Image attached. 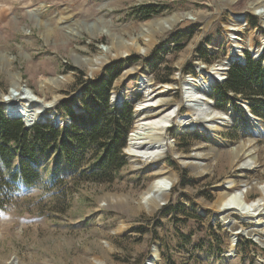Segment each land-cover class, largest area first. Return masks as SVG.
<instances>
[{"label":"rangeland","instance_id":"obj_1","mask_svg":"<svg viewBox=\"0 0 264 264\" xmlns=\"http://www.w3.org/2000/svg\"><path fill=\"white\" fill-rule=\"evenodd\" d=\"M250 1L0 0V93L8 94L19 74L21 83L44 101L56 98L55 107L49 111L67 123L60 124L52 117L47 123L63 133L73 121L69 122L68 115L59 109L60 101L76 98L71 106L81 113L79 100L84 81L97 78L108 64L123 59V71L115 79L111 94L124 91V100L117 104L110 98V104L118 109L125 105L132 109L123 147L127 162L118 169L101 166L98 145L94 143L85 147L71 144L73 162L54 148L39 152L37 160L17 157V164L10 170L3 167L6 180H0V264H10L15 257L19 264H95L97 257L108 264H144L155 242L160 247L159 264H264V246L247 237L238 241L237 256H228V232L222 223H214L217 211L213 205L220 196L218 185L230 176L236 178L237 184L242 182L241 177L264 180L263 171L243 173L232 164L236 158L232 150L257 136L239 103L248 101L252 112V100L239 94L220 106L214 92L220 83L214 86L211 98L216 107L232 111L235 116L232 125L220 132L228 141L224 146L214 148L209 137L198 131L179 134L174 126L169 127L179 153L194 156L203 151L215 159L201 177L194 163L183 164L170 149L160 162L175 172L178 181L168 199L153 213L140 202L156 172L151 164L140 162L134 166L127 151L137 121L136 108L144 98L138 88L143 72L148 71L159 84H179L176 76L180 73L198 75L196 52L210 66L224 60L227 45L224 41L214 44V40L216 35L226 36L224 30L230 18L248 13L251 24H260L257 13L251 12ZM137 5H155L160 11L148 18L136 16L131 9ZM176 14L181 19L172 27L150 33L152 44L148 46L143 26ZM250 29L243 32L245 37ZM254 38L260 47L257 38L263 39V34ZM133 39L148 50L132 49L126 56L106 62L94 74L77 63L76 55L95 59L103 47L111 46L116 52L119 42ZM59 76L65 79L58 81ZM229 95L233 96V92ZM181 97L178 89L173 101ZM256 116L264 121V108L263 116ZM79 127L89 130L91 125L79 123ZM259 132V161L264 163V129ZM19 162L29 167L31 182L10 176ZM32 169L39 172L38 176ZM259 195L256 189L249 193L252 199ZM122 197L127 202L117 204ZM122 221L128 227L121 231Z\"/></svg>","mask_w":264,"mask_h":264},{"label":"bare ground","instance_id":"obj_2","mask_svg":"<svg viewBox=\"0 0 264 264\" xmlns=\"http://www.w3.org/2000/svg\"><path fill=\"white\" fill-rule=\"evenodd\" d=\"M250 7L251 12L262 16L261 22L264 24V0H251ZM180 19L181 16L176 14L168 18L156 19L153 23L143 26V31L148 34L147 45L152 44L151 32L170 28ZM247 20L246 13L230 18L225 29L227 37L216 35L214 40L216 42L214 44L221 41L226 43L227 57L211 66L208 65L209 69L202 61H198L195 65L198 75L180 73L176 76L180 81L179 84H159L148 71L143 72L138 88L144 93V98L136 108L137 121L131 131L130 139H128L127 151L134 166L139 165L140 162L151 164L156 172L157 176L143 193L140 202L141 206L149 212L153 213L168 199L173 186L178 181L175 172L165 162H160L170 149L173 156L183 164L194 163L193 166L201 177L210 170L212 161L215 159L203 151L195 153V157L179 153L176 150V140L170 135L169 127L174 126L179 134L198 131L209 137L214 148L217 145L228 144L220 132L232 125L235 116L232 111L218 109L211 94L216 83L224 77L231 65L236 61L244 60L245 52L243 51L245 49H250L255 56L262 49V45L259 47L254 43V37H261V31L257 28L250 29L252 27ZM247 25L250 27L248 28L250 34L243 39L239 37V33H245L244 28H247ZM212 47L209 48L212 49ZM116 48V52H114L111 46L103 47L95 59L76 55L77 63L88 67L90 73L94 74L99 72L106 62L115 57L126 56L132 49L141 52L148 50V47L142 46L137 39H133L131 42H119ZM64 79V76L57 78L58 81ZM11 85L8 94L0 93L1 101L9 108V113L20 116L28 123L32 121L46 123L51 117L60 124L67 123L62 116L56 118V115L49 111L55 107L56 98L44 101L33 89L21 83L19 74ZM178 89L181 91L182 97L173 101ZM123 100L124 91L111 97V101L114 103L121 104ZM17 106L23 108L14 109ZM241 106L247 113L254 130L257 131V136L250 138L248 143H239L237 148L232 150L236 154V158L232 162L233 167L242 169L243 173L257 170L264 172V163L259 161L258 149V140L261 137L259 129H264V121L251 112L247 102L241 103ZM182 108H185L186 111H183ZM240 151H242L241 154ZM241 178L240 184L236 183L235 177L230 176L223 184L218 185L216 190L220 196L213 205L217 211L214 223H222L228 232L227 255L232 258L238 254L236 245L241 237L250 238L264 246V180ZM254 189L260 195L252 199L249 197V193ZM126 202L127 198L122 197L117 204ZM127 227L128 224L122 221L119 230L122 231ZM110 248L112 247L110 246ZM160 259L159 243L155 242L144 264H159ZM10 264H19V258L15 257ZM95 264L108 263L103 258L97 257Z\"/></svg>","mask_w":264,"mask_h":264},{"label":"trees","instance_id":"obj_3","mask_svg":"<svg viewBox=\"0 0 264 264\" xmlns=\"http://www.w3.org/2000/svg\"><path fill=\"white\" fill-rule=\"evenodd\" d=\"M160 9L155 5L133 6L131 13L136 16L150 17ZM256 24L255 21L252 22ZM124 60L120 59L108 64L102 75L88 79L83 84V96L80 98L81 113L75 112L71 103L76 98L62 99L59 109L68 115L73 124L63 133L49 123H34L26 127L21 119L9 118L0 104V180H6L3 167L11 169L17 157L37 160L39 152L50 149H60L68 161H74V151L71 144L80 147L94 143L98 145V156L101 166L106 168L113 165L115 168L123 166L127 160L123 147L128 134L129 121L132 109L125 105L121 109L110 104L111 90L115 79L123 71ZM166 80V79H164ZM215 94L219 96L218 105L225 106L239 94L252 100V113L263 116L264 108V68L260 60H253L247 55L244 65H232L226 81L215 87ZM233 92V96L229 95ZM81 124H90L89 130L79 127ZM29 167L24 162H19L16 170L11 172L13 179L23 178L29 181ZM35 176L38 171L32 169ZM172 264H178L172 261ZM189 264V263H185Z\"/></svg>","mask_w":264,"mask_h":264},{"label":"built area","instance_id":"obj_4","mask_svg":"<svg viewBox=\"0 0 264 264\" xmlns=\"http://www.w3.org/2000/svg\"><path fill=\"white\" fill-rule=\"evenodd\" d=\"M231 14H235V13H233V12H231ZM248 14V13H247ZM254 14V13H253ZM256 16H259V18H260V24L259 25H256V24H251V19H249V15H248V24L249 25H254V26H252V27H255V28H260L261 29V34H263V39H261V38H257L258 40H259V43H257V44H262V49H261V51L258 53V55L257 56H255L254 54H253V52L249 49H247V50H245L244 52H245V58H244V60H239V61H236V62H234L232 65H235V64H241V65H244V64H246L247 63V55H249L253 60H260L261 61V64H262V66H263V68H264V25L263 24H261V18H262V16H260V15H258V14H255ZM246 30H248V27L247 28H245L244 29V31H246ZM230 31V30H229ZM231 32V31H230ZM229 32V33H230ZM248 32H249V30H248ZM226 32H225V30H224V34H225ZM226 37H227V35H226ZM239 37H245V34L244 33H239ZM254 39H256V38H254ZM195 55H196V57L194 58L195 59V65H196V62H198V61H202V59L201 58H199V53L198 52H196L195 53ZM204 64H206V67L208 66V64L206 63V62H203ZM231 65V66H232ZM196 68V67H195ZM231 68V67H230ZM230 68L227 70V72H226V74L224 75V77L221 79V80H219L218 82L220 83V84H222V83H224L225 81H226V79H227V77H228V73H229V70H230ZM197 71V70H196ZM114 93V92H113ZM113 93L111 94V97H112V95H113ZM112 102V101H111ZM118 104V103H117Z\"/></svg>","mask_w":264,"mask_h":264},{"label":"water","instance_id":"obj_5","mask_svg":"<svg viewBox=\"0 0 264 264\" xmlns=\"http://www.w3.org/2000/svg\"><path fill=\"white\" fill-rule=\"evenodd\" d=\"M241 102L242 101H240L239 103H240V105H241ZM248 102V101H247ZM0 104H2L3 105V107H4V110H5V113H6V115L9 117V118H11V119H21L23 122H24V124H25V126L26 127H31L33 124H34V121H32V122H27V121H25L23 118H21L20 116H16V115H14V114H12V113H9V108H7L5 105H4V103L0 100ZM23 107L22 106H20V107H15L14 109H16V110H20V109H22ZM68 119H69V122H71L72 120H71V118L68 116ZM36 123H39V122H36ZM42 123H45V122H42ZM55 124H57L56 122H55Z\"/></svg>","mask_w":264,"mask_h":264}]
</instances>
